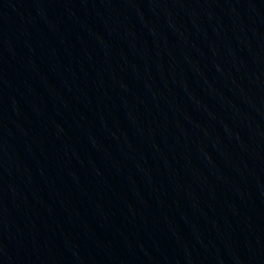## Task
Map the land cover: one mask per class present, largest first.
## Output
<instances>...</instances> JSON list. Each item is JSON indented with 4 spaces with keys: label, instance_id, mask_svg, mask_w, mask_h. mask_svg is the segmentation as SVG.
Listing matches in <instances>:
<instances>
[{
    "label": "water",
    "instance_id": "water-1",
    "mask_svg": "<svg viewBox=\"0 0 264 264\" xmlns=\"http://www.w3.org/2000/svg\"><path fill=\"white\" fill-rule=\"evenodd\" d=\"M0 264H264V0H0Z\"/></svg>",
    "mask_w": 264,
    "mask_h": 264
}]
</instances>
